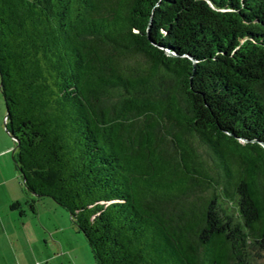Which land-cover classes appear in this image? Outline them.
<instances>
[{
    "label": "trees",
    "instance_id": "obj_1",
    "mask_svg": "<svg viewBox=\"0 0 264 264\" xmlns=\"http://www.w3.org/2000/svg\"><path fill=\"white\" fill-rule=\"evenodd\" d=\"M0 92L95 264H264V0H0Z\"/></svg>",
    "mask_w": 264,
    "mask_h": 264
},
{
    "label": "rangeland",
    "instance_id": "obj_2",
    "mask_svg": "<svg viewBox=\"0 0 264 264\" xmlns=\"http://www.w3.org/2000/svg\"><path fill=\"white\" fill-rule=\"evenodd\" d=\"M4 114L5 106L0 92V145H10L13 148V140L5 130ZM8 152L11 158L10 149ZM1 171L9 178V185L13 186L14 191L22 196L18 207H11L15 201L6 208L4 214L8 216L3 217L5 218L3 222L7 223L9 232L11 228L19 232L27 245L25 246L27 251L33 247L38 259L42 257V264H95L87 241L82 233L75 229L69 213L64 208L51 197L36 198L26 192L13 159L12 164L10 161L8 166H1ZM8 217L10 220H7ZM13 220H16L15 225ZM5 262V252L0 249V264Z\"/></svg>",
    "mask_w": 264,
    "mask_h": 264
},
{
    "label": "crops",
    "instance_id": "obj_3",
    "mask_svg": "<svg viewBox=\"0 0 264 264\" xmlns=\"http://www.w3.org/2000/svg\"><path fill=\"white\" fill-rule=\"evenodd\" d=\"M9 149L11 151V158L8 156L10 153L8 152ZM12 153L13 148H11L10 145H0V249L3 250L6 255L5 264H42V257L38 259L33 247L30 251H27L25 247L27 245H25L26 243L19 232L12 228L9 232L7 223L3 222L5 219H3V217L8 216V214H4L6 213V208H9L12 202L22 201V196L14 191L15 189L13 186L11 187L9 185V178H6L1 171V166H8L10 161L12 164ZM14 173L15 178H17L15 170ZM7 220H10V218L8 217ZM15 221L16 220H13L14 225ZM33 258H36V260L34 261Z\"/></svg>",
    "mask_w": 264,
    "mask_h": 264
}]
</instances>
